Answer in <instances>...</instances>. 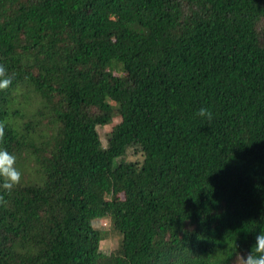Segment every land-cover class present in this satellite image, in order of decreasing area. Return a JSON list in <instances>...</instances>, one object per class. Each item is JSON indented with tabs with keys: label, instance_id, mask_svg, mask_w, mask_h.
Segmentation results:
<instances>
[{
	"label": "trees",
	"instance_id": "obj_1",
	"mask_svg": "<svg viewBox=\"0 0 264 264\" xmlns=\"http://www.w3.org/2000/svg\"><path fill=\"white\" fill-rule=\"evenodd\" d=\"M0 64V148L23 173L0 189V264H234L251 251L264 0H0ZM45 111L47 125L17 122Z\"/></svg>",
	"mask_w": 264,
	"mask_h": 264
},
{
	"label": "clouds",
	"instance_id": "obj_2",
	"mask_svg": "<svg viewBox=\"0 0 264 264\" xmlns=\"http://www.w3.org/2000/svg\"><path fill=\"white\" fill-rule=\"evenodd\" d=\"M12 83V77L8 75L7 69L0 64V90H6ZM197 115L207 117L211 120L212 112L208 108H200ZM6 124L0 122V142H3L5 137ZM17 156L10 154L7 149L0 148V177L3 182L0 183V189L11 192L13 188L20 184L23 173L16 166ZM3 196H0V203H4ZM255 245L245 257L239 254L234 261V264H264V232H260L255 238Z\"/></svg>",
	"mask_w": 264,
	"mask_h": 264
},
{
	"label": "rangeland",
	"instance_id": "obj_3",
	"mask_svg": "<svg viewBox=\"0 0 264 264\" xmlns=\"http://www.w3.org/2000/svg\"><path fill=\"white\" fill-rule=\"evenodd\" d=\"M25 113H27V112H25ZM43 113H46V111L39 113V117L35 118V124L34 123H25L29 120V116L23 117L21 114L17 115V122L19 123L20 126H23V128H25V129L27 127L35 128L40 124L47 125L49 122L51 123V119L47 115L42 116ZM118 122L119 121L116 119L114 121V126L117 125ZM27 124H29V125H27ZM108 130H109V128H107V127L101 128V136H102L103 140H105V141L107 139ZM25 156H26V153L23 152L21 154V157L23 158ZM127 159L129 161H135V160H141V157H140V155L134 154L133 150H130L128 152ZM95 225L98 228H104L108 234L110 233V222L109 221L104 220L103 222H97V224H95ZM117 244H118V238L116 237V235L111 234L109 236V238L107 240L102 241L100 245H101L102 251L104 253L110 254L113 251V248L117 246Z\"/></svg>",
	"mask_w": 264,
	"mask_h": 264
}]
</instances>
